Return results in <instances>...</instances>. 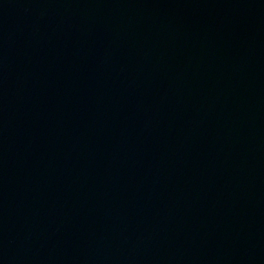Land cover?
Returning <instances> with one entry per match:
<instances>
[{
	"label": "water",
	"instance_id": "obj_1",
	"mask_svg": "<svg viewBox=\"0 0 264 264\" xmlns=\"http://www.w3.org/2000/svg\"><path fill=\"white\" fill-rule=\"evenodd\" d=\"M0 264H264V0H0Z\"/></svg>",
	"mask_w": 264,
	"mask_h": 264
}]
</instances>
